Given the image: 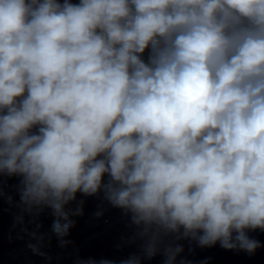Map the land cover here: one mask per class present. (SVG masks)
Masks as SVG:
<instances>
[{
    "label": "clouds",
    "instance_id": "obj_1",
    "mask_svg": "<svg viewBox=\"0 0 264 264\" xmlns=\"http://www.w3.org/2000/svg\"><path fill=\"white\" fill-rule=\"evenodd\" d=\"M0 175L62 248L77 193L123 210L137 249L72 264H194L182 240L254 253L264 0H0Z\"/></svg>",
    "mask_w": 264,
    "mask_h": 264
},
{
    "label": "water",
    "instance_id": "obj_2",
    "mask_svg": "<svg viewBox=\"0 0 264 264\" xmlns=\"http://www.w3.org/2000/svg\"><path fill=\"white\" fill-rule=\"evenodd\" d=\"M18 183L17 176L0 175V264H72L77 252L84 257L120 258L137 249L139 242L123 244V238L131 234L129 219L123 210L104 200L102 192L97 195L77 193L78 199L85 201L83 214L75 217L76 224L66 237L71 243L62 248L57 237L51 234V210L45 209L39 215L24 211L20 207ZM98 207L103 208L100 216L94 214ZM21 215L23 219L18 220ZM246 231L262 242V246L252 254L245 250L223 248L219 242L201 247L195 241L182 240L183 255L194 264L203 260L206 264H264V230ZM30 243L36 244L37 248L34 250ZM118 244L123 246L117 247ZM160 260L161 257L157 256L145 261V264H160Z\"/></svg>",
    "mask_w": 264,
    "mask_h": 264
}]
</instances>
